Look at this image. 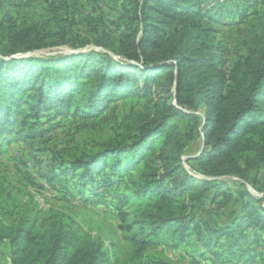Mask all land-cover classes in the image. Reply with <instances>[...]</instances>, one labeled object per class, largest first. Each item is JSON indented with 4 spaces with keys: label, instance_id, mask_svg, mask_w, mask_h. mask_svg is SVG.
<instances>
[{
    "label": "trees",
    "instance_id": "trees-1",
    "mask_svg": "<svg viewBox=\"0 0 264 264\" xmlns=\"http://www.w3.org/2000/svg\"><path fill=\"white\" fill-rule=\"evenodd\" d=\"M44 1L48 5L35 26H19L9 9L0 15L9 44L0 55V149L13 139L43 137L45 124L96 118L113 104L137 99L140 109L124 117L108 139L71 158L60 156L44 175L51 187L67 193L75 181L74 191L87 202L100 200L113 186L110 209L133 254L121 263L75 222L47 216L30 206L29 196L23 201L21 191L0 188V244L8 246L9 263L168 264L150 250L161 243L209 253L206 259L215 262L226 254L216 250L220 237L240 233L230 242L238 246L264 236V194L237 192L235 214L220 229L195 215L210 191L216 197L229 190L220 177L248 181L262 169L264 192V37L227 69L216 28L236 25L264 1L236 0L225 8L206 3L219 5L218 0H129L115 24L118 37L101 27L83 37L62 24L54 0ZM64 45L100 51L30 55ZM200 110L203 117L196 115ZM196 137L204 148L186 161L202 179L181 163ZM227 251L232 263L233 252Z\"/></svg>",
    "mask_w": 264,
    "mask_h": 264
},
{
    "label": "rangeland",
    "instance_id": "rangeland-1",
    "mask_svg": "<svg viewBox=\"0 0 264 264\" xmlns=\"http://www.w3.org/2000/svg\"><path fill=\"white\" fill-rule=\"evenodd\" d=\"M128 1L54 0L53 2L57 16L69 30L88 37L92 35L95 28L101 27L112 33L114 37H118L121 32L116 29L115 24L120 10L126 6ZM218 1L221 2L219 5L209 1L206 3L229 8L236 0ZM12 5L14 7L10 9ZM47 5L44 0H0V15L9 9V12L13 13L16 19L18 18L15 20L16 24L35 26L42 19V9ZM253 7L250 10V13H253L241 19L236 25L216 26L217 39L223 48L221 57L224 58L227 69H231L234 62L246 54L248 46L254 39L264 37V2ZM229 17L231 16L226 17L225 21H228ZM235 22L238 20L235 19ZM4 35V30L0 29V55H4L9 48ZM88 49L100 51L92 45L81 50H74L69 45H64L35 51L30 55L47 57L72 54ZM140 107L137 99L132 98L111 105L109 110L96 118L84 120L70 117L71 119H66L58 125L45 124L42 127L47 128L48 131L41 138L13 139L8 146L0 149V188L12 189L14 194L18 193V190L21 191L24 196L23 201H26L29 196L30 206L41 210L47 216L56 217L61 214L59 218L64 222H75L83 232L99 237L104 242V246L110 250L111 255L113 257L115 255L121 263H125L130 260L133 250L125 239L126 234L120 228L119 218L110 209V201H113L110 195L117 190L113 186L109 188L105 186L104 189L107 188L105 196L102 194L100 200L87 202L81 194L74 191L78 190L75 181L69 186L71 192L67 193L64 187L61 190L58 187H51L44 175L50 171L51 164L60 156L68 159L78 155L84 148H96L99 142L108 139L113 134L124 117L132 111L139 110ZM183 110L186 111L185 108ZM196 115L203 117L204 112L200 110ZM176 121L180 123V120L176 119ZM203 148L202 138L196 137L189 151L187 150L186 154L181 157L183 168L196 179L204 177L195 174L191 167L193 164L186 160L197 156ZM261 173L262 169L252 171L248 181L235 177L218 178L226 184L229 190L223 189L216 197L210 191L203 201L197 203L196 217L217 229L228 224L238 206L237 192L246 191L255 198L263 197L264 192L259 191ZM239 235L240 233H234L229 239L225 237L218 239L216 250H226V254L224 253L215 262L212 259H206L210 257L209 253L199 255L186 245L173 248L161 243L152 246L150 250L168 264H243L238 260L247 255L253 259L252 262L246 264H264V236L258 235L254 241L239 242L238 246L230 244L237 240ZM7 247L4 243L0 244V264H10L6 256ZM200 249L203 252V249ZM227 250L233 252L231 254L233 255L232 263L228 261L230 255Z\"/></svg>",
    "mask_w": 264,
    "mask_h": 264
},
{
    "label": "water",
    "instance_id": "water-1",
    "mask_svg": "<svg viewBox=\"0 0 264 264\" xmlns=\"http://www.w3.org/2000/svg\"><path fill=\"white\" fill-rule=\"evenodd\" d=\"M27 55H29V54H27Z\"/></svg>",
    "mask_w": 264,
    "mask_h": 264
}]
</instances>
